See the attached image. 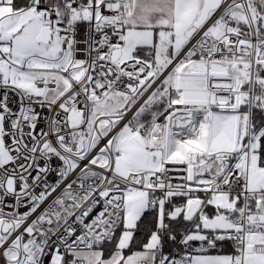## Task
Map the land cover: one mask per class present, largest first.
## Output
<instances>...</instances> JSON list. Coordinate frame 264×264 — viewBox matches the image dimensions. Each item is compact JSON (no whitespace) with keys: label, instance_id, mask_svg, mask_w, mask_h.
Listing matches in <instances>:
<instances>
[{"label":"snow or ice","instance_id":"1","mask_svg":"<svg viewBox=\"0 0 264 264\" xmlns=\"http://www.w3.org/2000/svg\"><path fill=\"white\" fill-rule=\"evenodd\" d=\"M0 264H264V0H0Z\"/></svg>","mask_w":264,"mask_h":264}]
</instances>
